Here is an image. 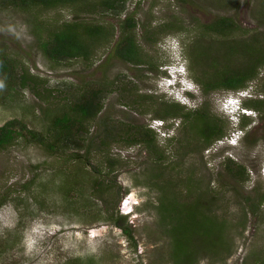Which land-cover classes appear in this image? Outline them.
I'll return each instance as SVG.
<instances>
[{
    "label": "rangeland",
    "instance_id": "rangeland-1",
    "mask_svg": "<svg viewBox=\"0 0 264 264\" xmlns=\"http://www.w3.org/2000/svg\"><path fill=\"white\" fill-rule=\"evenodd\" d=\"M124 1L119 14L81 10L75 5L28 12L0 6V52L15 58L36 77L38 92L34 95L31 89L18 85L6 88L0 82V125L19 119L32 131L42 132L66 98L79 97L89 88H103V107L96 117L84 122L78 153L84 154L90 143L87 138L99 135L103 126L134 122L148 126L156 145L165 149V159L158 160L144 144H127L121 136L106 146L112 165L96 145L86 153L91 165L81 164L82 171L70 164L74 161L72 144L51 153L28 138L14 139L0 149V264H254L255 258L264 257V112L259 114L245 102L249 97L264 99V62L249 86L238 91L218 89L205 95L195 80H204L208 71L216 74L224 64L234 68L244 63L245 55L239 50L233 48L229 53L230 43L233 47L244 45L239 43L243 41L262 45L264 0ZM72 9L78 16L107 21L115 31L131 15L138 22L136 39L156 65L138 66L115 56L102 64L110 51L104 48L86 62L46 59L38 46V35L44 32L38 34L33 13L52 23L70 19ZM221 17L233 23L226 33L207 28ZM146 24L150 39L145 41ZM177 51L190 87L187 94H182L178 85V89L166 85L163 66L175 62ZM196 54L208 57L200 60ZM114 77L120 82L107 92L105 84ZM130 89L132 99L137 94H151L156 100L149 108L152 111L161 102L162 109L167 104L192 110L205 106L223 126L224 134L212 144L199 145L201 136L196 131L185 133L180 114L171 108L169 114L158 118L151 110L143 114L139 105L126 98L127 105H121L118 97L129 94ZM228 97L238 98L231 111L223 106ZM243 107L252 111L245 116L251 121L244 128L241 118L228 115ZM228 158L246 168L242 183L225 174ZM63 168L71 174L65 176L60 172ZM99 178L104 180L100 189L93 185ZM169 178L172 185L161 189ZM168 196L179 202L186 198L208 200L215 213L226 215L224 232L192 234L186 242L187 235L179 232L183 222L175 227L168 211L158 208L160 199ZM258 199L261 202L253 212L250 204ZM115 214L123 216L125 230L113 222ZM177 239L192 252L190 262L180 250L184 245L176 254ZM206 239L219 245L212 249L204 243Z\"/></svg>",
    "mask_w": 264,
    "mask_h": 264
},
{
    "label": "trees",
    "instance_id": "trees-1",
    "mask_svg": "<svg viewBox=\"0 0 264 264\" xmlns=\"http://www.w3.org/2000/svg\"><path fill=\"white\" fill-rule=\"evenodd\" d=\"M124 2V0H101L92 4L88 0H0V6H7L28 12L29 10L38 11L40 9H55L57 7L73 8L75 5V7H79V9H81V7L90 11L100 9L101 13L119 14L124 8ZM72 11L73 14L70 19L52 23L40 20L36 17L37 12L33 13L32 20L36 23L38 34L44 32L38 35V46L46 59L59 63L71 60H83L86 62L91 61L90 59L96 52L104 48L110 51L102 64H105L111 56H115L120 60L138 66L148 64L150 68H153L156 65L152 57L148 56L143 48L140 47L136 39V27L138 22L131 17V15L125 17L120 23L118 31H115L114 26L107 21H100L97 19L93 21V18L88 19L86 17H81V15H77L75 10L72 9ZM232 25L233 23L230 21V18L221 17L211 23L210 27L208 26L207 28L219 34H224ZM160 27L161 26L156 28ZM143 29L146 30L144 40H149L150 38L148 37H150V35L148 34L150 32V27L146 24ZM257 42L258 41L239 42L244 45H238V47H233L234 44L230 43L228 47V50H230L229 53L231 54L233 52V48L239 50L240 53L245 55L244 63L236 65L234 68H231L230 64H224L216 74L208 71L209 75L205 73L204 80H195L199 84L201 91L206 95L218 89L231 91L247 88L249 86L248 82L257 76L259 64L261 65L264 62V42H260L262 43L260 46ZM239 43L235 42V44ZM250 44H253V47ZM201 56L202 57H199L197 55L196 57L200 60L204 58L207 59L208 57V55ZM118 80L120 79H115L114 77L112 80L107 81L105 84L106 86L104 85L107 88V92L113 87L116 88L114 83L117 84L120 82ZM0 82L3 85L5 84L6 88L15 89V86L18 85L22 89H31L34 95L38 94L34 87L36 77L30 75L25 66L16 63L15 58L1 52ZM122 88L126 91L129 89H126L125 86H122ZM104 90L103 88H89L83 91L79 97L76 96L73 99L66 98L65 103H62V109L53 116L48 128L44 129L42 132L32 131L19 119H10L6 121L4 124L0 125V149L9 146L13 140L19 136L28 138L27 140L39 144L42 148L47 149L51 153L61 148L65 149L72 144L73 146L71 148L73 149V153L71 154V158L74 161L70 164L77 167L76 169L84 171L82 169L84 164L91 165V159L86 154L92 149L91 147L97 145L96 149L99 153H105L106 146H108L112 140H118V138L122 136L126 138L127 144H144L145 148L149 150L150 155L158 160H164L165 149L156 145L151 129L148 126L146 127L135 122L129 124L117 123L107 127L103 126V130L99 135L87 138L90 139V143L85 146L84 154L78 153L80 134L85 132L84 122L96 117L102 109L101 93ZM132 91L133 90L130 89L128 92L129 94L125 95L122 93L118 97V101L121 102V105H127L128 101L124 100V98H126L129 102L139 105L143 114L150 113L148 110L152 111V109L149 108L151 104H154L156 101L155 98L151 94H137L132 99ZM159 102L160 101H157V103ZM245 104L248 108H253L259 114L260 112H264V99L249 97ZM158 105L159 106L157 108L155 107L152 111V116L160 118L163 114H169L168 109L171 108V110L175 112L174 114H180L179 116L182 118V127L185 133L190 131L193 133L196 131V134L201 136L199 138V145L203 143L212 144L214 140L220 139L224 134L222 130L223 126L213 120L214 117L205 106L192 110L188 108L185 109L184 105L174 104V106L167 104V108L165 107L166 110L165 108L162 109V106H164L162 102ZM179 107L181 110H179ZM178 111L180 112L178 113ZM250 121L251 119H247L243 116L241 117L240 126L244 128ZM244 138L247 140L246 133ZM104 156L106 157L107 163L112 165L114 160L108 158L106 153ZM81 164L83 165L81 166ZM65 166L67 167L68 164ZM94 169L96 170V167H94ZM224 171L234 182L242 183L241 181L246 179V168L243 165H237L232 159L228 158V161H225ZM60 172H63L65 176L71 174L67 168H63V171ZM96 172L98 173V170H96ZM158 172L160 175L163 173L159 170ZM94 176H96V174H94ZM168 180L169 181L164 182L161 189L164 190L165 187L167 188L169 185H172L171 179L169 178ZM102 183H104V180L99 178L94 181L93 185L100 189L103 186ZM105 187L107 188L109 185H105ZM259 201L261 202V200L258 199L256 202L250 204V210L253 212L254 210L256 211ZM209 207L211 206H209L208 200L197 202L193 198L190 200L186 198V200L179 202L175 200L174 197L168 196L167 200L166 197L165 200L162 198L160 199L158 208L168 211L166 215L172 218L171 224L175 227L183 222L179 232L182 235H187V241H185L188 242L192 234L196 235L200 233L201 235L205 234L208 236L214 232L219 234L224 232L225 224L227 223L226 215L224 213H218L216 209L215 213L214 210ZM121 217L123 216L115 214L112 220L115 225L125 230L126 228L120 219ZM180 240L177 239L175 252L176 254L179 253L178 248L184 245L180 250L185 252V258L190 262L192 259V252L188 250V245ZM204 243L210 244L212 249L219 245L212 239H206ZM254 264H264V257L255 258Z\"/></svg>",
    "mask_w": 264,
    "mask_h": 264
},
{
    "label": "clouds",
    "instance_id": "clouds-1",
    "mask_svg": "<svg viewBox=\"0 0 264 264\" xmlns=\"http://www.w3.org/2000/svg\"><path fill=\"white\" fill-rule=\"evenodd\" d=\"M173 60L175 61L174 63L166 64V65L163 66L164 70L165 69L167 70V77H166L167 84L166 85H170V86L175 85L176 88H177V85H178V86H180V92H182V94H187L185 92L189 91L190 87H188L186 85L187 75L182 72L183 68L180 65V63H181L180 61L181 60L179 59L178 51H177L176 55H173ZM173 69H174V74L172 73ZM176 72H177V75L175 76ZM236 91H238V90H236ZM181 100L182 99H179L178 101L182 102ZM237 100H238L237 97H228L227 101L223 102V106L226 107V108L229 107V109L231 111V108H230L231 104L233 102H237ZM182 103H184V102H182ZM245 107L241 108V111H239L237 113H232V114H231V112L228 113L229 117L230 118L235 117V118H239L240 119L243 116H249L252 111L250 109H248V108H245ZM236 134H238V133H236Z\"/></svg>",
    "mask_w": 264,
    "mask_h": 264
}]
</instances>
